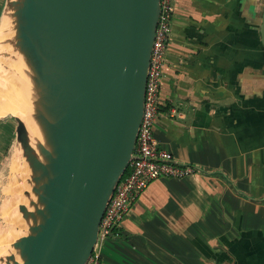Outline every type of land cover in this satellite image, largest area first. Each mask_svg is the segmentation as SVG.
<instances>
[{"label": "crops", "instance_id": "obj_1", "mask_svg": "<svg viewBox=\"0 0 264 264\" xmlns=\"http://www.w3.org/2000/svg\"><path fill=\"white\" fill-rule=\"evenodd\" d=\"M262 5L175 0L152 130L193 171L152 181L100 246V264H264ZM14 129L0 121V178Z\"/></svg>", "mask_w": 264, "mask_h": 264}, {"label": "water", "instance_id": "obj_2", "mask_svg": "<svg viewBox=\"0 0 264 264\" xmlns=\"http://www.w3.org/2000/svg\"><path fill=\"white\" fill-rule=\"evenodd\" d=\"M7 7L33 73L45 145L37 146L40 160L13 117L32 176L18 205L26 232L5 264H85L132 158L159 0H7ZM259 34L264 47V0Z\"/></svg>", "mask_w": 264, "mask_h": 264}, {"label": "built area", "instance_id": "obj_3", "mask_svg": "<svg viewBox=\"0 0 264 264\" xmlns=\"http://www.w3.org/2000/svg\"><path fill=\"white\" fill-rule=\"evenodd\" d=\"M174 3L175 0H159V16L147 70L142 116L132 158L106 205L99 224L97 242L85 264L101 263L100 246L116 236L120 222L129 212L132 203L152 181L169 177L182 178L193 171L191 167L177 163L169 151L159 148L152 130L159 114L161 77L172 29Z\"/></svg>", "mask_w": 264, "mask_h": 264}, {"label": "bare ground", "instance_id": "obj_4", "mask_svg": "<svg viewBox=\"0 0 264 264\" xmlns=\"http://www.w3.org/2000/svg\"><path fill=\"white\" fill-rule=\"evenodd\" d=\"M14 26V10L11 7H7L0 20V118L8 115L19 118L26 128L29 144L32 143L35 146V154L42 160L37 146L38 144L45 145V141L42 128L35 117L36 109L38 108V92L34 86L33 73L26 58L20 52L16 44ZM21 160L26 161V157L23 155L21 147L15 145L9 158L8 186H4L3 188V192L10 195V198L3 202L0 210L3 220L6 222H10L14 195L20 193V188H27L26 186L20 187L17 185L18 182L16 179L20 171H22L21 167H23ZM30 177L31 176L28 178ZM24 200L27 201L25 197ZM17 205H19V203H17ZM22 230L23 229H21V231ZM5 237L6 236H2V238H0V243H4L11 238L9 236Z\"/></svg>", "mask_w": 264, "mask_h": 264}, {"label": "rangeland", "instance_id": "obj_5", "mask_svg": "<svg viewBox=\"0 0 264 264\" xmlns=\"http://www.w3.org/2000/svg\"><path fill=\"white\" fill-rule=\"evenodd\" d=\"M6 5H7V0H0V20H1L2 14H3L2 12H3L4 8L6 7ZM2 120L3 121L6 120V121L10 122L13 125V127L15 128V121L13 119V116L8 115V116L0 118V121H2ZM30 130H31V128H30ZM40 137H42V136H40ZM13 145H17L15 137H13ZM30 146L33 149H35V146L32 143H30ZM7 162H9V160ZM21 164L23 167H21L22 171H20V174H19L18 178L16 179L18 182L17 185H19L20 187H22V186L27 187V184L25 183V179H27L29 176H32L31 169H30V166H29L27 160L26 161L21 160ZM8 175H9V173L5 174V176L3 178H0V189H1L2 185L5 183V181H7L5 186L6 187L8 186V181H9ZM22 189H24V187H22ZM22 189L20 188V193H16L14 195L15 200L13 199V201H12L13 202V208L11 210L10 222H6L5 220H3L2 216H1V212H0V235H1L0 238H2V236L11 237L8 239V241H6L4 243H0V246H1L0 247V260H1L0 264H5L7 256L14 254V248H13L12 244L15 241V238L16 239L19 238L20 236L24 235L26 232V226H25L26 221L22 217L21 212L18 210V205H17V203H19V204H25L26 203V201L24 200V197H23ZM4 194H5L4 196L2 195V193L0 195V210H1V206H2L3 202L7 201V199L10 198V195H8L7 193H4ZM17 200H19V201H17ZM20 201H21V203H20ZM14 204H15V207H14ZM11 224H13V225H11ZM21 229H23V230L21 231ZM5 250L7 251L8 254L6 253Z\"/></svg>", "mask_w": 264, "mask_h": 264}]
</instances>
